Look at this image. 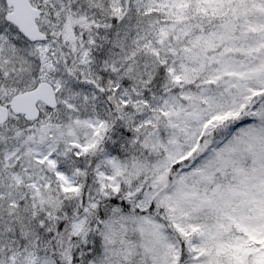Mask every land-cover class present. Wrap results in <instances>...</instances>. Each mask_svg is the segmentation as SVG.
<instances>
[{
	"label": "snow or ice",
	"instance_id": "1",
	"mask_svg": "<svg viewBox=\"0 0 264 264\" xmlns=\"http://www.w3.org/2000/svg\"><path fill=\"white\" fill-rule=\"evenodd\" d=\"M0 264H264V0H0Z\"/></svg>",
	"mask_w": 264,
	"mask_h": 264
}]
</instances>
